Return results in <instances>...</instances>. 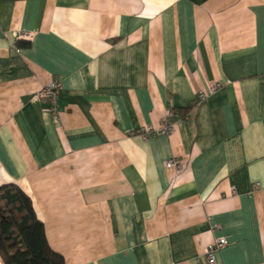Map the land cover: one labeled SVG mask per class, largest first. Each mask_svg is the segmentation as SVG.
Listing matches in <instances>:
<instances>
[{
    "label": "crops",
    "instance_id": "crops-1",
    "mask_svg": "<svg viewBox=\"0 0 264 264\" xmlns=\"http://www.w3.org/2000/svg\"><path fill=\"white\" fill-rule=\"evenodd\" d=\"M10 182L64 264H264V0H0Z\"/></svg>",
    "mask_w": 264,
    "mask_h": 264
},
{
    "label": "trees",
    "instance_id": "trees-1",
    "mask_svg": "<svg viewBox=\"0 0 264 264\" xmlns=\"http://www.w3.org/2000/svg\"><path fill=\"white\" fill-rule=\"evenodd\" d=\"M44 228L31 197L20 186L10 182L0 187V255L5 264H64Z\"/></svg>",
    "mask_w": 264,
    "mask_h": 264
},
{
    "label": "built area",
    "instance_id": "built-area-1",
    "mask_svg": "<svg viewBox=\"0 0 264 264\" xmlns=\"http://www.w3.org/2000/svg\"><path fill=\"white\" fill-rule=\"evenodd\" d=\"M16 38L29 39L30 33L23 31L20 33H16ZM60 81H52L46 83L37 93H35L33 97L34 100L37 101H47L49 103V109L53 113H58V98L59 93L62 88V84ZM221 87L220 83L210 82L206 88V90H201L197 95L195 101H193L194 106H199L200 103L207 100L211 94L215 93ZM167 119L164 121V124L160 127V129L153 128V126H146L144 129L140 130V133L146 137L147 135L157 134V133H172L175 129L174 123V111L173 109L168 110ZM167 169L171 170L175 174H178L186 167V163L179 160L178 158H170L167 159L166 162ZM228 240L226 237H218L213 243L209 244L206 248V255L208 258L209 264H216L215 252L217 249L223 248L227 246Z\"/></svg>",
    "mask_w": 264,
    "mask_h": 264
}]
</instances>
